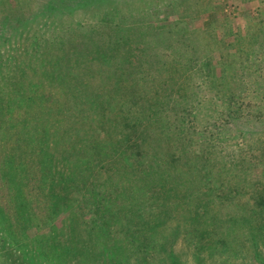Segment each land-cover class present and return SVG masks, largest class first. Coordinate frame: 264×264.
<instances>
[{
  "label": "rangeland",
  "instance_id": "1",
  "mask_svg": "<svg viewBox=\"0 0 264 264\" xmlns=\"http://www.w3.org/2000/svg\"><path fill=\"white\" fill-rule=\"evenodd\" d=\"M50 1L59 5L52 12L38 14L40 9L50 5ZM4 18L9 28L6 36L1 31ZM114 25L128 39L129 46L141 48L146 46L143 42H147L149 51L162 48L166 54L180 58L184 65H188L184 75L188 77L194 73L191 81L195 87L202 86L209 79L204 64L208 60L204 52H195L194 38L198 36V43L207 44L205 49L212 53L210 75L215 77L221 75V68L214 67L219 51L232 43L234 48L226 50L246 51L249 56L242 63L235 64L233 70L226 67V74H247L248 80L243 83L259 90L264 88V0H90L88 4L82 0H0V89L7 105L3 117L5 114L11 125L22 126L26 131L22 134L17 128L11 129L8 142L0 132V264H264V177L258 174V178H253L255 184L249 188L250 180L244 181L240 169L231 166L223 172L220 170L218 176L221 175L222 181L216 182L220 188L205 194L200 201H196V195L191 198L167 191V195L147 194L142 200L133 202L126 196L130 193L124 188L123 193L120 189L116 197L108 199L107 211L96 212V204L94 207L79 198L78 190L82 191L83 179L78 169H74L78 173L75 179L78 185L65 189L67 194L61 193L72 203L71 207L65 208L66 204L52 201L49 180L33 176L32 167L24 173L26 168L23 165L18 167L20 162L16 154H11L12 160H7L8 153L13 152L18 144L30 151L35 143V121L47 123L48 119H43L47 114L44 110L50 112L46 117H55L57 102L63 104L64 98L68 99L65 104L68 109L78 84H82L81 79L91 83L92 90L89 87L88 92L98 91L104 65L100 66L102 62L95 52L86 54L83 49L86 43L91 44L95 31L103 29V36L107 38L113 33ZM60 36L68 40L65 47L68 51L71 45L74 46L73 54L82 62L78 66H67L72 60L66 61L74 55L61 59L59 46L52 43ZM129 46L117 54L111 74L116 68L120 71L115 64L120 55H126L124 50ZM145 53L144 58L149 57L147 50ZM193 56H198L199 60L189 64ZM95 58L98 64L92 62L91 69L83 64V61ZM132 62L134 66L137 61ZM258 69H262L260 75L256 72ZM10 75L15 77L13 83L7 79ZM22 77L23 82L19 80ZM44 77L48 79L40 84ZM21 90L27 91L26 94L21 95ZM46 90L54 92L52 99L42 97ZM197 91L204 95L203 90ZM66 92L72 98L69 94L68 98ZM29 97L34 98L30 101ZM96 97L87 96L91 102L89 106L78 105L73 110L77 117L71 116L80 123L82 120L89 132L101 131L102 119L112 104L101 108L98 113L92 102ZM98 98L108 99L104 95ZM261 98H264L262 94L256 95L248 90L241 96V102L255 106L260 104ZM218 112L213 110L212 114ZM190 113L184 122L188 126L197 116L191 110ZM96 115L100 120L91 122V117ZM95 124L98 129L91 127ZM231 128L236 129V125ZM210 131L216 136L218 127ZM229 139L237 147L239 140ZM211 143L216 144L217 140H211ZM45 150L48 152L49 149ZM258 150L262 154L260 162L255 159L249 165L264 171V150ZM73 158L71 164H76V157ZM84 162L80 157L81 165ZM97 165L99 163L93 166ZM57 167L59 171L63 169L61 163ZM116 170L120 174L116 178L126 185V176L121 174L124 169L118 167ZM92 171L90 168V173ZM63 172L67 173L61 171L60 174ZM22 174L28 176L24 178ZM14 183L17 186L13 187ZM15 190L23 193L18 194ZM182 196L185 197L180 198ZM184 201L188 207L194 203L201 206L199 212L203 218L200 221L204 222L202 225H205L209 241L204 243L202 235L198 236L196 218L194 227L188 229L183 216L188 213L177 205L183 206ZM175 229L179 230L176 239L172 237ZM189 235L192 238L189 239Z\"/></svg>",
  "mask_w": 264,
  "mask_h": 264
},
{
  "label": "trees",
  "instance_id": "2",
  "mask_svg": "<svg viewBox=\"0 0 264 264\" xmlns=\"http://www.w3.org/2000/svg\"><path fill=\"white\" fill-rule=\"evenodd\" d=\"M89 1L82 0L85 4H88ZM53 3L50 1V5L46 9L45 7L40 9L38 14L52 12L59 5L58 2L55 5ZM6 21L7 19L4 18L1 23V31L5 36L9 30L8 25L5 24ZM116 27L117 25L112 27L114 28L113 33L107 38L103 36V32H105L103 29L93 31L91 44L86 43L83 49L86 54L95 52L100 58V63L102 62L100 66L104 65L100 72L101 82L100 84L98 82V91L88 92L91 83L81 79L79 82L82 84H78L73 98L70 93H64L68 98V94L72 98L68 109L65 108L68 99L63 97L65 99L63 104L56 101L59 105L56 107L55 117H46L50 112L44 110L47 114L43 119H48L47 123L44 121V124H40L38 119L35 121L33 124L36 134L35 143L30 151L22 149L18 144L13 152L8 153L10 155L6 156L7 160H12L11 154H16L15 157L20 162L18 167L23 165L26 168L23 170L24 173L32 167L34 169L31 172L33 176L39 177L40 180H49L52 184V192L49 194L52 201L66 204L65 208L71 207L72 203L61 193H65L64 190L73 185H78L75 180L78 173H75L74 170L78 169L77 172H81L80 177L83 179L81 180L82 191L78 190L79 198L94 207L96 204V212L107 211L109 204L106 202L108 199L112 200L116 197L120 189L121 193L126 189V192L130 193L126 196L131 197L133 202H137L138 199L142 200V197L147 194L167 195V191L173 194L181 193L191 198L196 195V201H200L205 194H211L215 188H220L221 185L216 183L222 181L221 175L218 176V173L231 166L240 169L239 172L244 177V181L250 180L249 188L256 182L253 178H258V176L263 178L264 171L253 169V165H249V163L255 159L260 162L259 157L262 154L258 149L263 148L264 150V98H261L260 104L257 103L253 106L244 101L242 103L241 96L251 90L254 94L260 93L264 97V88L259 90L258 87L253 88L247 82L243 83L248 80L246 79L247 74L240 72L238 76L236 72H232L231 75L225 72L226 67L233 70L235 64L242 63L244 59H247L249 52H236V49L226 50L229 47L234 48L232 43L223 47L219 51V59L214 64V67L221 68V75L215 77L214 74L210 75L212 64H209V59L212 53L205 49L207 44H199L198 36L195 37V42H193L195 52H204L203 55L208 60L204 64L207 69L206 76L209 79L206 83L203 82L202 86L195 87L191 81V76L194 73L189 74L188 77L184 75L186 71L184 69H187L188 65H184L180 58L166 54L162 48H156L154 52L149 51L150 45L147 42H143L146 46L135 49V47L129 46L128 39L123 37ZM52 43L59 46L62 52L61 59H68L70 55H74L66 61L69 63L72 60L67 66L76 67L82 63L73 54L75 51L73 45L70 44L69 51L65 48L68 40L64 37L60 36L57 41L55 39ZM125 46H129L127 50H124L126 55H120L119 61L117 60L115 64L120 71L116 68L111 74L113 62H116L117 54L121 53ZM262 48L264 49L263 46ZM145 50L150 53L147 58H144L147 54ZM105 53H109L111 56ZM143 53L145 54L143 55ZM229 54L235 56H229ZM150 57L153 58L150 59ZM198 58V56L191 57V61L188 60L189 64L198 61ZM113 59L115 60L113 61ZM132 61H137L134 66H132ZM92 62L98 64L96 58L83 61V64L91 69V66L94 65ZM152 64H156L155 67ZM261 70L256 71L258 75ZM14 78L10 75L7 79L12 82ZM47 79L44 77L40 84ZM19 80L23 82L24 78ZM197 90H201V92L203 90L204 95H199ZM46 91L42 97L52 99L54 92ZM26 92L21 90L20 93L24 95ZM1 95L3 96V91L0 89V113L2 112L0 117V130L2 129V131L0 132L6 137L5 142H8L12 133L11 129L17 128L22 134H26V131L22 126L11 125L10 119L5 118V114L3 117L7 105ZM34 95L37 96L36 93ZM91 95L97 96L92 102L98 113H101V108H107L108 104L112 103L109 104L107 113L102 119L104 123L101 126V131L96 130L98 129L96 124L95 126L91 125L96 128L97 132L94 130L89 132L82 120L80 123L78 119H72L74 115L77 117L73 110H76L78 105L89 106L91 102L86 97ZM103 95L108 99L98 98ZM42 97L38 95V98ZM33 98L29 97V100L32 101ZM190 110L197 116L188 126L184 122L185 118L191 114ZM207 110L209 112L211 110V113L208 114ZM213 110L219 111L218 114L213 115ZM72 111L73 113H71ZM92 112L94 111L92 110ZM99 120L98 116L91 117V122L97 123ZM232 125H236V129L231 128ZM216 127H218V134L215 136V133L210 130L216 129ZM206 132H210L208 136ZM224 134L229 135L225 138L222 137ZM231 137L236 142L239 140L237 147L236 144L232 145V141L229 139ZM215 139L217 143L212 144L211 140ZM225 139L229 140L225 141ZM46 148L49 149L48 152L45 150ZM45 156L48 159L44 160ZM73 157H76V164H71ZM80 157L85 160L83 165L80 163ZM60 163L63 167L61 171H67V173L63 172V175L60 174L61 171L57 167ZM97 163L99 165L93 166ZM118 167L124 169L121 174L126 176V185L120 183L116 178L117 175H120L116 170ZM90 168H93L91 173ZM64 175H66L65 178H63ZM21 176L26 178L28 175L22 174ZM15 186H17L16 183L13 187ZM19 187H21L20 183ZM192 191L194 192L190 194ZM14 192L23 193L21 190ZM67 193L66 191L65 194ZM186 202L182 203L183 206L177 205L179 209L188 213L183 214L188 222V229L194 227L196 218L197 234L200 232L198 236L202 235L204 243L209 241L205 225H202L204 222L200 221L203 215L199 212V203L188 207ZM178 235L179 230L175 229L172 237L176 239ZM188 237L192 238L190 235ZM197 249L198 247L195 251Z\"/></svg>",
  "mask_w": 264,
  "mask_h": 264
}]
</instances>
